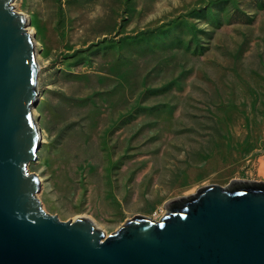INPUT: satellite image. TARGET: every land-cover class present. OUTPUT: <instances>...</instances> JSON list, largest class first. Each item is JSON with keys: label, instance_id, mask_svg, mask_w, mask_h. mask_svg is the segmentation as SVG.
Instances as JSON below:
<instances>
[{"label": "rangeland", "instance_id": "rangeland-1", "mask_svg": "<svg viewBox=\"0 0 264 264\" xmlns=\"http://www.w3.org/2000/svg\"><path fill=\"white\" fill-rule=\"evenodd\" d=\"M34 29L37 197L107 235L264 181V0H12Z\"/></svg>", "mask_w": 264, "mask_h": 264}, {"label": "water", "instance_id": "water-1", "mask_svg": "<svg viewBox=\"0 0 264 264\" xmlns=\"http://www.w3.org/2000/svg\"><path fill=\"white\" fill-rule=\"evenodd\" d=\"M11 3L0 0V264H264V181L198 187L167 199L158 219L132 215L107 235L89 217L42 208L27 169L41 142L39 66Z\"/></svg>", "mask_w": 264, "mask_h": 264}, {"label": "bare ground", "instance_id": "bare-ground-1", "mask_svg": "<svg viewBox=\"0 0 264 264\" xmlns=\"http://www.w3.org/2000/svg\"><path fill=\"white\" fill-rule=\"evenodd\" d=\"M15 10V9H14ZM16 11V10H15ZM17 12V11H16ZM25 16V19H26V25L28 24V20H27V17H26V15H24ZM27 30H28V32L30 33V34H32L33 35V33H34V29L31 27V26H28L27 25ZM33 115H34V111H33ZM37 123V122H36ZM37 127L40 129V127H39V125L37 124ZM40 132H41V130H40ZM41 137H42V135H41ZM39 177V180L41 181V177L40 176H38ZM41 183V182H40ZM77 217H79V216H77ZM93 221V220H92ZM94 224L96 225V227H98V228H100L95 222H94Z\"/></svg>", "mask_w": 264, "mask_h": 264}]
</instances>
